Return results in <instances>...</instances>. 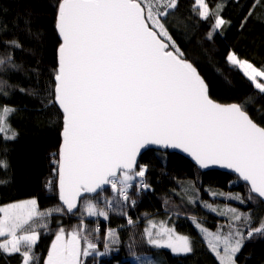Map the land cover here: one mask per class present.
I'll list each match as a JSON object with an SVG mask.
<instances>
[{"label":"snow or ice","instance_id":"6c2138e0","mask_svg":"<svg viewBox=\"0 0 264 264\" xmlns=\"http://www.w3.org/2000/svg\"><path fill=\"white\" fill-rule=\"evenodd\" d=\"M179 0H56L55 30L58 37L56 63L49 78L45 109L60 123L59 199L62 206L41 211L36 199L0 207V257L19 256V264H39L35 256L39 229H47L54 213H68L84 199L83 214L109 219L107 209L134 206L130 190L137 193L150 185L145 182L147 165L137 166L141 150L180 149L200 168L218 165L230 169L248 187L247 200L241 195L225 198L241 204L264 205V127L258 125L238 104H221L210 98L207 86L181 51L166 26ZM222 2L210 10L206 0H194L193 11L201 20L214 17L208 39L223 34L226 21ZM234 6H241L235 0ZM241 27L264 0H253ZM15 26L25 39L39 38L30 15L17 19ZM17 50L24 43L9 35L7 15L0 11V100L14 94L9 89L11 75L21 66ZM229 63L237 66L254 87L264 94V69L230 52ZM21 94L28 90L20 87ZM29 95H40L33 90ZM17 109L0 104V138L14 140L17 133L9 119ZM8 163L0 159V169ZM137 178L139 180L137 181ZM6 183L0 179V184ZM110 186L111 197L106 196ZM215 196L216 193H211ZM219 195H224L220 193ZM102 197L105 208L94 202ZM193 200L189 197V203ZM203 207L227 218V231L210 232L195 217L192 221L205 234L208 247L218 264H237L236 257L245 240L264 237V218L252 226L251 209L220 210L204 202ZM121 215L128 214L121 211ZM128 225L133 220L128 217ZM246 226V232L243 228ZM98 232L99 229H96ZM82 218L71 232L61 227L55 234L43 264H85L81 257L108 255L120 243L115 229L104 235V251L89 239ZM145 243L169 249L176 255L193 253L190 238L174 229L149 222ZM131 252V245L129 246ZM139 264H153L131 253Z\"/></svg>","mask_w":264,"mask_h":264},{"label":"trees","instance_id":"16d2710c","mask_svg":"<svg viewBox=\"0 0 264 264\" xmlns=\"http://www.w3.org/2000/svg\"><path fill=\"white\" fill-rule=\"evenodd\" d=\"M221 2L226 5L222 16L230 23L223 26V34L217 32L212 39H208V33L214 17L201 20L193 11L194 0H179L174 14L166 18V26L185 58L205 82L210 98L225 105L243 106L248 115L264 127V94L227 60L228 54L233 52L258 69H264V7H258L241 27L248 11L241 6L250 5L253 0H240L241 6H234L235 0H206L210 10H215ZM55 5L56 0H0V11L7 15L9 35H17L25 47V51L15 53L21 68L9 79V83L16 86L9 89L14 94L7 100H0V104L7 103L17 109L9 119L17 133L16 138L9 141L0 138V159L8 163L6 170L0 169V179L6 181L0 184V206L28 198L36 199L41 210L62 206L57 163L61 126L51 114L53 110L45 109L42 104V100L47 99L49 78L56 63ZM25 14L31 16L32 28L39 33V38L25 39L24 32L16 28L15 21L22 20ZM20 87L28 93L35 90L40 95L21 94ZM139 165H147L145 182L150 187L139 193L135 188L130 190L131 199L136 201L134 206L129 202L122 210L107 209L108 220L83 215L89 239L98 245V251H104V235L109 228L115 229L120 239L108 255L81 257L85 264H139L130 259L131 253L141 260L146 257L153 264H218L191 218L195 217L211 231H217L227 218L203 207L204 202L214 206L231 204L242 211L251 209L252 226H258L264 218L262 204H241L211 195L213 192L232 193L247 200L248 187L234 173L202 170L179 154L164 150L145 151L139 158ZM105 195L111 197L110 186ZM189 197L192 203H189ZM81 200L73 213H68L64 207L60 223L39 229L40 237L35 246L39 264H43L59 228L71 232L79 225ZM94 202L105 208L102 197ZM121 211L128 215H121ZM128 217L134 222L131 226L127 223ZM151 220H167L168 228L188 236L193 253L176 255L169 249L149 247L145 243L144 229ZM243 228L246 232V227ZM236 261L237 264H264V237L245 240ZM0 264H19V256L0 257Z\"/></svg>","mask_w":264,"mask_h":264},{"label":"rangeland","instance_id":"374dc122","mask_svg":"<svg viewBox=\"0 0 264 264\" xmlns=\"http://www.w3.org/2000/svg\"><path fill=\"white\" fill-rule=\"evenodd\" d=\"M258 69V68H257ZM259 70V69H258ZM261 80H264V79H262V78H257V81L258 82H261ZM140 166V165H139ZM137 180H139V178H137ZM213 193H216L217 195H215V196H218L219 198H222V199H225V200H229V199H226L225 197L226 196H228V195H232V196H235V195H233L232 193H224V192H220V193H223L224 195H219L220 193L219 192H213ZM29 199H33V198H28V199H22V200H18V201H14V202H11V203H18V202H22V201H26V200H29ZM229 201H235V202H239V201H237V200H229ZM11 203H8V204H5V205H2V206H0V207H4V206H7V205H9V204H11ZM84 203H85V200L84 199H82L81 201H80V203H79V206H80V212H79V215H78V217H80V216H82V215H85V214H83V205H84ZM225 205H223L222 204V206H218V205H213L214 207H216V208H218V209H220V210H223V209H225V208H227V207H231V208H236V209H238L241 213H245V212H248V210H244V211H242L241 209H239L237 206H233V205H231V204H226V203H224ZM56 207H60V206H54V207H50V208H47V209H39V210H41V211H46V210H49V209H53V208H56ZM39 208V207H38ZM215 214H217V213H215ZM219 215V214H218ZM220 216H222V217H225V216H223V215H220ZM61 214H59V213H54L51 217H49L48 219H47V224H48V226H50V225H55V224H58V223H60L61 222ZM150 222H152V223H154V224H156L157 226H159V225H161L162 223L167 227V220H151ZM227 224H228V220H226V222L224 223V225H220L219 226V228L218 229H222L223 231H227L228 229H227ZM202 225V224H201ZM148 226H149V224H148ZM203 226V225H202ZM204 228H206L205 226H203ZM244 227H246V226H244ZM197 228V227H196ZM208 231H210V232H216V231H211V230H209L208 228H206ZM197 230L201 233V235H202V237L204 238V236H205V234L204 233H202L198 228H197ZM204 240H205V238H204ZM205 242L207 243V241L205 240ZM208 245V244H207ZM101 252V251H100Z\"/></svg>","mask_w":264,"mask_h":264},{"label":"water","instance_id":"95a60500","mask_svg":"<svg viewBox=\"0 0 264 264\" xmlns=\"http://www.w3.org/2000/svg\"><path fill=\"white\" fill-rule=\"evenodd\" d=\"M215 102V101H214ZM148 149H145V150H141V153L138 155L137 157V166H138V162H139V158L140 156L145 152L147 151ZM150 150H155V151H162L164 149H160V150H157L155 148V146H152ZM164 151H169L171 153H177L179 154L180 156L184 157L185 159L189 160L190 162H192L196 167L200 168L196 163L195 161L185 152L181 151L180 149H167V150H164ZM202 170H222V171H227V172H231V173H234L232 172L230 169H225V168H221L219 167L218 165H210L208 168H200ZM236 174V173H234ZM237 175V174H236ZM238 176V175H237ZM244 182V181H243ZM245 183V182H244ZM107 189L109 186H105ZM79 202V201H78Z\"/></svg>","mask_w":264,"mask_h":264}]
</instances>
